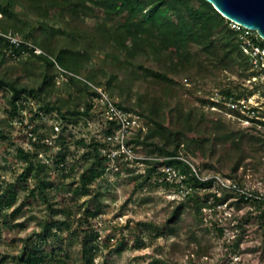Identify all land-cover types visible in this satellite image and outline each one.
Returning <instances> with one entry per match:
<instances>
[{"label":"trees","instance_id":"1","mask_svg":"<svg viewBox=\"0 0 264 264\" xmlns=\"http://www.w3.org/2000/svg\"><path fill=\"white\" fill-rule=\"evenodd\" d=\"M0 14L1 28L11 29L45 52L30 48L26 57L17 59L14 55L27 47L9 46L0 35V98L4 102L0 140L14 148V152L8 149L6 161L0 163V240L3 227H24L23 221H13L18 215L36 207L44 213L37 217L32 232L21 237L18 253L0 250V264H108L105 259L95 261L100 244L93 219L101 209L91 207V201L102 194L103 186L109 188L125 177L134 183L131 196L144 194L153 183L178 190L174 179L165 178L164 165L179 169L192 189L174 200L162 221H139L146 231L136 235V245L164 232L181 236L182 247L178 241L172 247L191 248L196 257L183 261L153 257L150 264H216L207 257L201 259L214 244L211 235L222 239L229 256L242 250L251 223L257 224L264 259V197L245 198L226 189L217 194L210 189V181L201 180L182 158L189 159L201 175L219 173L240 181L247 168L264 174V120L242 124L223 110L238 114L236 108L199 89L200 81H211L225 71L226 76L234 77L230 83L215 85L221 97L236 100L255 89L264 93V83L250 87L246 82L255 71L238 48V34L209 1L0 0ZM8 47L10 56L4 50ZM51 57L103 87L117 105L141 115L145 129H135L126 143L147 156L143 171L121 162L118 170L109 168V158L99 150L96 136L77 134L76 128L82 132L92 121L106 120L105 115L101 108L93 107L96 90L84 80L69 76L67 82L56 84ZM31 102L61 120L52 142L42 140L51 136L52 125L42 131V124H36L39 140L33 142V148L24 145L22 138L16 143L12 135L13 118L22 117L27 105L31 111ZM110 126L103 130L109 131ZM186 149L194 155L201 151L206 159L197 160ZM7 171L13 174L7 175ZM199 190L204 193L200 195ZM83 195L85 199L79 201ZM209 196L212 201L208 204ZM231 197L229 205L246 208L237 220L239 229L227 241L225 225L206 220L204 208L215 212L217 203ZM186 211L192 214L193 224L182 235L180 221ZM206 235L209 244L203 242ZM66 239L78 246L73 257L63 245Z\"/></svg>","mask_w":264,"mask_h":264},{"label":"rangeland","instance_id":"2","mask_svg":"<svg viewBox=\"0 0 264 264\" xmlns=\"http://www.w3.org/2000/svg\"><path fill=\"white\" fill-rule=\"evenodd\" d=\"M51 71L53 69L51 68ZM232 74L225 75V71L219 74L218 77L214 78L208 82H199L200 91L202 94L211 95L215 97L218 93L215 85L222 81L224 82H232L233 80ZM250 84V83H249ZM214 85V87H212ZM250 87L252 85L250 84ZM254 91V90H253ZM254 95L260 96L261 100L264 99V95L260 92H253ZM187 97L190 99H194V95L192 93L187 92ZM4 106V102L0 98V114H4L2 107ZM99 123L97 121H92L91 126L89 128L94 129L97 127ZM88 128V129H89ZM87 127L83 128L82 132H78L79 130L76 128L77 134L88 135ZM90 130V129H89ZM12 135H14V140L16 143L20 142V138L25 139L24 136L13 128ZM10 148L7 140H0V163L6 161V156L9 155L8 149ZM12 152H14V148H10ZM187 153L195 157L197 160L206 159V155H204L201 151L193 152L186 149ZM7 175H12L11 171L6 172ZM109 179H112V175L109 174ZM229 177V176H227ZM240 183H248L250 185H254L257 189H261L264 192V174L261 172L252 170L247 168L241 180L238 181ZM133 180L129 178H124L121 181L114 183V185L102 188V194L96 197L93 201H91L90 206L97 205L100 207L101 212L94 217V226L98 228V236L96 241L100 244V250L98 256H96V262H102L105 259L108 264H150V261L153 257L161 258L171 257L172 259L183 261L187 260L189 256L194 255L191 254V248L188 251H183L182 249L173 248L172 243L174 241H178V245L181 246L185 242L182 240V237H173L172 235L161 233L154 240H145V244L138 246L136 245V235L138 233L145 232V228L143 224H139V221H146L149 218H154L156 220H163L168 211L172 208L174 204V200L178 198H182L183 193L185 191H189V188H182L178 190H173L169 188H164L160 185L153 183V185L148 190H144V194H140L136 192L133 196L130 195L131 188L133 185ZM93 187H97V182L93 183ZM202 195L204 192L199 190ZM94 192H92L93 194ZM222 194V191L220 192ZM219 193V194H220ZM86 196H80L79 201H83ZM146 197V198H145ZM209 200L207 203L209 204L212 201V197H208ZM231 198L226 199L222 203H217L215 205V212L212 208L205 207L204 211L206 213V220L213 222L215 219L224 224L227 232L226 240L228 241L234 235V231H237L239 228L236 226L237 220L242 218L243 212L245 210V206L236 208L234 205H229ZM43 211L37 210V207L32 211H27L25 214H20L13 221H23V228H10L3 227L1 242H0V250L8 253L15 254L18 253L20 248V239L21 237H25L30 234L32 230L36 227L37 217H41L43 215ZM193 224V216L189 211H186L182 215V219L180 221V226L182 228V235L185 234V230L189 229ZM232 229L230 232L229 229ZM248 231L245 233L242 242L241 248L242 250L236 252L234 254H230L226 256V247L222 245V239L217 240L214 235H211V242L214 243L207 248V254L202 255L201 259L207 257L211 262L216 264H264V259L260 257L263 247L261 245V240L259 236V232L257 231V224L251 223L248 226ZM197 233H199L197 231ZM211 234V233H210ZM53 244H54V240ZM63 243V245L68 249L70 254L75 256L78 246L76 242L71 241L67 243ZM120 244V249L118 247V243ZM204 244H209L207 240V235L203 239ZM49 244V243H48ZM52 244V243H51ZM57 245V244H56ZM182 247V246H181ZM47 249L50 248V245L46 246ZM6 264H11L9 261Z\"/></svg>","mask_w":264,"mask_h":264},{"label":"built area","instance_id":"3","mask_svg":"<svg viewBox=\"0 0 264 264\" xmlns=\"http://www.w3.org/2000/svg\"><path fill=\"white\" fill-rule=\"evenodd\" d=\"M228 21L229 26L238 34L239 50L247 56L251 69L255 71L254 74L246 79V82L250 83L252 86L257 82L264 83V38L256 29L244 26L240 22L232 19H228ZM0 35L8 41L9 46L25 45L27 47L22 49L20 54L14 55L17 59L26 57L30 48H32L35 53H45L41 47L35 45L28 39L20 37L11 29L1 28V25ZM4 50L6 51V54L10 56V48H4ZM51 58L53 60L52 69L55 73L56 84L67 82L69 76H75L84 80L96 90V93L93 95V107L101 108L106 120H97L99 125L94 129L89 128L92 132L87 136L91 137V135L94 134L100 141L98 147L99 150L105 153L109 158V168L118 170L121 167L119 162H121L132 166L136 171H143V160L147 158V156L137 152L131 145L126 143V138L133 133L135 129H145L141 115L138 112L117 105L115 100L106 90H104L103 87L92 83L80 74L65 69L53 57ZM256 91L264 95L259 89H255L253 92ZM253 92L243 94L236 100H233L231 96L221 97L219 93H217L215 97L212 96V98L216 101H219L220 98H222L226 106L236 108L239 112L238 114H233L225 108H223V110L228 116L237 118L242 124L258 123L254 119L264 120V99L261 100V95L256 96ZM30 104L32 106L33 103L31 102ZM22 111L23 116L14 117L12 124L13 128L16 129L19 134L21 133L24 136V145L33 148V142L39 140L38 134L34 131L36 124L39 123L42 124V127L40 128L42 131H45L50 124L53 127L51 136L46 135L42 140L52 142V140L58 135L61 129V120L57 118L55 113H47L44 109L36 106H32V110L30 111L28 105L25 106ZM32 114H35V117L31 119L30 115ZM109 124L111 125L109 131H104L103 128ZM39 155L42 156L46 162H50L45 153L39 152ZM182 158L192 166L194 172L201 180L210 181V189L217 194L226 189L233 190L238 195H242L245 198L264 197V192L260 188L257 189L254 185H250L246 182L240 183L219 173L201 175L197 167L189 159L183 156ZM161 169L167 180L174 179L179 184V189L182 190L183 187L192 189V186L184 181L185 175L181 173L179 169L170 165H164Z\"/></svg>","mask_w":264,"mask_h":264},{"label":"water","instance_id":"4","mask_svg":"<svg viewBox=\"0 0 264 264\" xmlns=\"http://www.w3.org/2000/svg\"><path fill=\"white\" fill-rule=\"evenodd\" d=\"M224 17L256 29L264 38V0H207Z\"/></svg>","mask_w":264,"mask_h":264}]
</instances>
